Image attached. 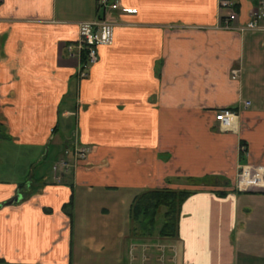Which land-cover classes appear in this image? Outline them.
Here are the masks:
<instances>
[{"label": "crops", "instance_id": "0c3cea01", "mask_svg": "<svg viewBox=\"0 0 264 264\" xmlns=\"http://www.w3.org/2000/svg\"><path fill=\"white\" fill-rule=\"evenodd\" d=\"M0 1V142L41 158L24 182L0 177L1 264H132L136 195L207 177L219 186L182 205L172 264H264V188L236 189L243 168L264 174V32L240 30L259 0H117L113 43L84 79L69 46L101 15L96 0ZM65 121L87 158L58 176Z\"/></svg>", "mask_w": 264, "mask_h": 264}, {"label": "built area", "instance_id": "2783aa9c", "mask_svg": "<svg viewBox=\"0 0 264 264\" xmlns=\"http://www.w3.org/2000/svg\"><path fill=\"white\" fill-rule=\"evenodd\" d=\"M98 11L101 13L99 18H97L92 23L82 24L79 31V40L76 44H71L69 50L73 52L77 49L79 51L78 58L81 60V70L79 72V78L84 79L88 77L90 69L99 61L98 48L101 46H109L113 43L114 40V28L115 22L108 18L107 14L111 11L119 9V2L117 0H96ZM225 6L234 7V2H224ZM1 6V1H0ZM237 20V14L233 13L227 18L222 26L225 29H230L232 27V22ZM241 31H254V32H264V0H259L258 6L251 12V18L249 23L240 29ZM241 76L240 70H234L232 72V79L237 80ZM251 106V102H246L245 107L248 108ZM216 121L223 126H229L232 121L237 117L236 113L230 109L220 110L216 113ZM241 150H245V147L242 146ZM66 154H70L74 160L77 162L84 161L87 157V152L82 148L77 140L73 143L71 151H67ZM71 165L66 161L61 159L57 163L53 170L56 173L61 171V173H67ZM248 168V169H247ZM243 173L239 175L237 190L248 189V188H263L258 184L255 175L258 177L260 174L252 175L253 180H250V184L242 185L244 179H250L251 173L249 172V167L243 168ZM263 176L261 177L263 179ZM264 181V179H263ZM244 184V183H243ZM251 185L250 187H247ZM238 187V188H237ZM138 246H134L133 254L136 252ZM144 255L146 254V249H143ZM132 254V264L137 263V257ZM160 261V260H159ZM150 262V259L145 255L141 258L140 264H146ZM166 264V263H165Z\"/></svg>", "mask_w": 264, "mask_h": 264}, {"label": "trees", "instance_id": "16d2710c", "mask_svg": "<svg viewBox=\"0 0 264 264\" xmlns=\"http://www.w3.org/2000/svg\"><path fill=\"white\" fill-rule=\"evenodd\" d=\"M7 139H9V137L5 135L4 129L0 126V140ZM244 152H246V147ZM187 180L191 182L190 184L194 187L201 188L211 185L219 186L220 183L218 177H207L204 179L189 178ZM196 192L197 190H173L164 188L143 190L137 194L129 211L131 220L129 235L131 239H151L161 223L159 216L163 208L166 209V211L162 214L159 235L163 239H177L181 207L184 202ZM216 193L219 196H225L227 194L226 191H218ZM72 209L73 199L63 206L64 212L69 217H72ZM2 262L3 260L0 258V264Z\"/></svg>", "mask_w": 264, "mask_h": 264}, {"label": "rangeland", "instance_id": "374dc122", "mask_svg": "<svg viewBox=\"0 0 264 264\" xmlns=\"http://www.w3.org/2000/svg\"><path fill=\"white\" fill-rule=\"evenodd\" d=\"M232 28V27H231ZM230 28V29H231ZM72 121L63 122L61 123L59 127V133L55 135L57 139H61L65 144V146L68 144L70 147L68 149H65L63 151V156L61 159L66 160L71 166L77 165V161L73 159V157L69 154H66V152L69 150L71 151V147L73 146V143L76 142V140L79 137V131L77 128V125L74 123H71ZM67 143V144H66ZM16 143L3 141L0 142V155L5 154L6 163L0 165V171L5 172V176L0 175V177H3V179L10 180V181H19L24 182L25 178L29 177L30 175H36L39 168V162L41 158L39 157L40 154L37 153L36 148H26L23 145H15ZM20 146V147H19ZM49 145L48 147H50ZM45 148L44 155L50 154L51 148ZM49 152V153H47ZM47 155V156H48ZM39 157V158H38ZM15 158H18V168L10 167L13 164V161H15ZM49 157L47 158L49 160ZM87 158V157H86ZM47 160V161H48ZM35 163V167H32V164ZM56 164V163H55ZM54 164V166H55ZM31 166V167H30ZM53 169V167H52ZM72 169V168H70ZM243 171H240L239 175H241ZM17 174V175H16ZM61 171L57 173L59 176ZM67 175H70L71 173H66ZM220 182V180H218ZM185 185H189L191 182H189L187 179L183 182ZM214 184V183H212ZM194 187V186H193ZM25 190L26 188L23 187ZM194 189V188H193ZM204 189V188H203ZM195 190L201 191V187H196ZM31 192V191H30ZM166 211V209H162L159 219L162 223V214ZM161 223L159 227L161 226ZM159 227H157V230L154 234V236L151 239H144V240H133L134 244L137 245L138 249L136 250V255L140 257V254L143 252V249H146V256L150 259V262H147L146 264H172V259L174 254L173 251L170 250V247L175 243L174 240L171 239H163L159 235ZM141 258V257H140ZM160 260V261H159Z\"/></svg>", "mask_w": 264, "mask_h": 264}, {"label": "bare ground", "instance_id": "6f19581e", "mask_svg": "<svg viewBox=\"0 0 264 264\" xmlns=\"http://www.w3.org/2000/svg\"><path fill=\"white\" fill-rule=\"evenodd\" d=\"M251 177H252V175H251ZM253 178L254 177H252V178H250V179H244L243 181H242V185H246V183H248V184H250V180H253ZM255 179H257V180H259L258 181V184L260 185V187L262 186L263 188H264V184H263V179L261 178V176H257V175H255ZM244 183V184H243ZM251 185H248L247 187H250Z\"/></svg>", "mask_w": 264, "mask_h": 264}, {"label": "water", "instance_id": "95a60500", "mask_svg": "<svg viewBox=\"0 0 264 264\" xmlns=\"http://www.w3.org/2000/svg\"><path fill=\"white\" fill-rule=\"evenodd\" d=\"M21 198H22V196H18L17 198H15V200H12L9 204H13V203H15V202H18L19 200H21ZM2 206L0 205V208H1Z\"/></svg>", "mask_w": 264, "mask_h": 264}]
</instances>
